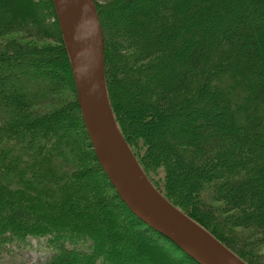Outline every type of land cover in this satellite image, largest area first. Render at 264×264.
I'll use <instances>...</instances> for the list:
<instances>
[{"label":"trees","instance_id":"1","mask_svg":"<svg viewBox=\"0 0 264 264\" xmlns=\"http://www.w3.org/2000/svg\"><path fill=\"white\" fill-rule=\"evenodd\" d=\"M102 1L106 94L132 155L165 200L257 264L233 231L264 248V0ZM67 87L53 1L0 0V249L44 239L42 264H195L119 200L76 94L55 103Z\"/></svg>","mask_w":264,"mask_h":264},{"label":"water","instance_id":"2","mask_svg":"<svg viewBox=\"0 0 264 264\" xmlns=\"http://www.w3.org/2000/svg\"><path fill=\"white\" fill-rule=\"evenodd\" d=\"M52 1L90 147L119 200L140 223L195 264H244L166 201L130 152L106 94L103 37L93 0Z\"/></svg>","mask_w":264,"mask_h":264},{"label":"rangeland","instance_id":"3","mask_svg":"<svg viewBox=\"0 0 264 264\" xmlns=\"http://www.w3.org/2000/svg\"><path fill=\"white\" fill-rule=\"evenodd\" d=\"M93 2H95V0H93ZM96 3L97 4H103V1L102 0H96ZM94 5H95V3H94ZM3 43L5 44V42H3ZM25 46L27 48H40V47H43V46L52 47V46H56V44L53 41H47V40L41 41V42H33L32 40H29V41L25 42ZM71 74H72V72H71ZM105 88H106V85H105ZM74 97H75V93L73 92V89L71 90L70 87L69 88L67 87L65 90L60 92V95L55 99V103L56 104H60V105L63 104V103H68V102H71V100L74 99ZM75 99H76V97H75ZM112 116H113V114H112ZM233 233L236 235L237 239L240 240L241 244L244 246V247L241 248V250L243 249L242 252L244 253V255L247 256V257L253 258V261H255L257 264H264V259H263V256H262V254H264V248L260 249V252L251 249V247L247 245V241L248 240L246 241L244 239L245 236H248V232H238L239 234L241 233V235H238L237 232L234 230ZM211 237H213V236H211ZM217 242H219V241H217ZM228 251L230 253H232L230 250H228ZM0 253H1L0 254V264H8V263H12V264H42L45 261L49 260V258L52 255L51 247H49L46 244V241L44 239H40V240H38V239H29L24 244L23 243L22 244H20V243L16 244L15 243V244L7 245V246H5V249H3V251L0 249ZM233 255L235 257H237L235 254H233ZM238 259L240 261H242L240 258H238ZM243 263L246 264V262H243Z\"/></svg>","mask_w":264,"mask_h":264}]
</instances>
